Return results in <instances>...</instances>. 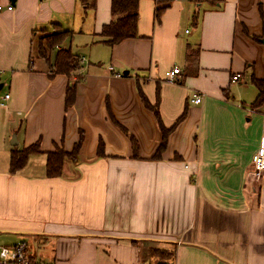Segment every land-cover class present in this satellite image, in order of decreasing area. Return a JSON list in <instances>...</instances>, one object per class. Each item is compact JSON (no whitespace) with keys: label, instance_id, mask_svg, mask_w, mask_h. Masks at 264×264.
Here are the masks:
<instances>
[{"label":"crops","instance_id":"obj_1","mask_svg":"<svg viewBox=\"0 0 264 264\" xmlns=\"http://www.w3.org/2000/svg\"><path fill=\"white\" fill-rule=\"evenodd\" d=\"M218 1L170 0L157 22L158 2L140 0L137 38L110 46L99 34L112 0L93 12L79 0H0V232L36 237L51 264H158L153 252L170 248L173 264H264V172H253L264 104L252 107L264 0ZM56 31L71 34L40 57L41 34ZM68 48L79 70L52 74ZM142 95L174 127L160 159L162 132ZM81 135L78 159L48 178L47 155L72 153ZM33 145L12 174V152Z\"/></svg>","mask_w":264,"mask_h":264},{"label":"trees","instance_id":"obj_2","mask_svg":"<svg viewBox=\"0 0 264 264\" xmlns=\"http://www.w3.org/2000/svg\"><path fill=\"white\" fill-rule=\"evenodd\" d=\"M86 11H95L96 0H79ZM170 0H160L158 2V7L155 13V19L160 22L161 15L165 9H167V4ZM212 5L217 4L218 0H206ZM139 3L140 0H112L111 3V14L112 20L110 23L103 26L102 31L99 36L103 39L102 41L110 46H114L128 39H134L138 36V22H139ZM48 37L43 38L39 43V56L42 58H48L49 54L54 50L56 46L68 36L71 32H61V33H49ZM80 58L75 55L70 48L61 49L56 54L55 63L53 65L52 74H63L70 76L73 72L79 70L80 68ZM125 77V76H124ZM253 85L258 90V97L253 103L252 107L258 109L264 104V80H252ZM159 92V90H158ZM142 100L146 107L151 109L157 119L162 132V142L157 150L155 159H160L167 148L168 136L172 132L173 128L166 129L160 118L158 107L151 106L147 99L142 95ZM159 97V94H158ZM75 101V88L70 87L67 92L66 106L70 107ZM186 116V112L180 118L182 121ZM134 154L138 153L137 142L132 138ZM82 143V135L79 143L76 144L72 153L66 152L64 149L56 147V151L51 152L47 155V166L46 172L48 178H59L62 176L63 166L65 160H70L75 162L79 157L80 146ZM39 152L38 146L33 145L24 150L13 151L10 163V170L12 174L20 172L27 164L28 158ZM98 158L104 157V145L100 143L98 148ZM157 256H156V255ZM162 251L155 250L153 252V258H158L160 262H165L168 264H173L175 259V253L171 252L166 254Z\"/></svg>","mask_w":264,"mask_h":264},{"label":"built area","instance_id":"obj_3","mask_svg":"<svg viewBox=\"0 0 264 264\" xmlns=\"http://www.w3.org/2000/svg\"><path fill=\"white\" fill-rule=\"evenodd\" d=\"M159 2L158 0H155ZM9 11H13L14 7L9 5L7 8ZM4 10V7L0 4V12ZM110 73L116 78L124 77L123 73H115L113 67H109ZM181 71L178 68H174L167 73L166 79L170 82L178 81ZM240 76H235L232 79V82H238ZM10 96H6L5 99H9ZM192 104H201L202 95L194 94L190 100ZM3 104L0 101V105ZM253 172L256 176H261L264 172V154H257L254 158L253 163ZM0 264H51L44 261L36 260L29 254L28 247L25 243H17L12 246L0 245ZM138 264H148V263H138Z\"/></svg>","mask_w":264,"mask_h":264},{"label":"rangeland","instance_id":"obj_4","mask_svg":"<svg viewBox=\"0 0 264 264\" xmlns=\"http://www.w3.org/2000/svg\"><path fill=\"white\" fill-rule=\"evenodd\" d=\"M197 1H205V0H197ZM187 30L190 33H192V27L191 26L187 27ZM49 33H51V32L41 34L39 41H41L43 38L48 37V35H50ZM52 33H61V32L56 31V32H52ZM75 41L78 42L77 39ZM72 50L75 54H80L79 52L82 51V49H77V47L75 46V43L72 46ZM36 53L39 55V51L36 50ZM81 56H82V54H81ZM23 242L27 245L28 251H29V254L31 255V257H33L36 260H40V261L43 260V261L47 262V260L41 256L42 255L41 254V251H42L41 245L39 244V241L36 237H31L30 235H25L22 233L17 234V233L0 232V245L12 246V245H15L17 243H23ZM160 251L168 254V253H171L173 251V249L172 248H170L169 250L161 249ZM155 260L158 261L159 259L157 258Z\"/></svg>","mask_w":264,"mask_h":264},{"label":"water","instance_id":"obj_5","mask_svg":"<svg viewBox=\"0 0 264 264\" xmlns=\"http://www.w3.org/2000/svg\"><path fill=\"white\" fill-rule=\"evenodd\" d=\"M13 2H15V0H13ZM263 43H264V41H262ZM129 75V72L128 71H126V72H124V76L126 77V76H128ZM158 264H168V263H165V262H159Z\"/></svg>","mask_w":264,"mask_h":264}]
</instances>
